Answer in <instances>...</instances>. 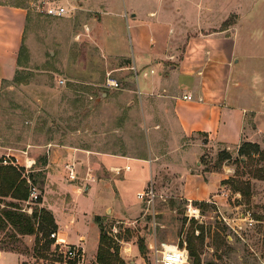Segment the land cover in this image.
Returning a JSON list of instances; mask_svg holds the SVG:
<instances>
[{
	"label": "rangeland",
	"instance_id": "1",
	"mask_svg": "<svg viewBox=\"0 0 264 264\" xmlns=\"http://www.w3.org/2000/svg\"><path fill=\"white\" fill-rule=\"evenodd\" d=\"M9 1L26 6L29 20L18 72L13 80L0 82V164L17 167L28 184L30 180L39 188L41 200L28 204L10 196L1 197L0 209L11 208L8 204L14 202L29 214L36 207L52 212L45 202L46 167L49 152L60 147L75 148L79 154L76 158L83 160L82 157H86L80 163L82 169L92 173L97 164L94 159L96 151L149 160L164 154L173 158L169 142L174 132L165 122L158 120L155 123L159 122L161 128L156 130L157 136L152 137L141 110L125 97L127 73L122 67L127 63L126 58L105 55L98 45L95 28L100 29L102 14L111 26V43L122 51L127 52L128 48L130 57L133 56L129 51L132 30L127 20L131 18V8L145 24L159 21L170 32L178 22L183 21L188 26L200 18L209 19L210 31L218 29L217 26L231 28L233 30L228 33L234 31L241 36L240 47L244 51L264 56V0H110L109 9H106L107 0ZM48 3L64 5L68 13L47 15L43 7ZM197 3L204 7L202 15L195 10ZM208 4L210 9H207ZM152 9L159 13L157 17H149L148 12ZM243 66V63L237 65L241 71ZM249 66L253 68L250 75L261 76L260 65ZM249 72L245 70V74ZM109 78L117 80L120 85L110 87ZM252 83L255 85L256 82ZM137 98L134 93L130 100L138 101ZM198 138L205 141L203 135H196L193 139ZM154 144H157L158 151H155ZM261 146L264 148V143ZM221 148L207 147L198 155L203 170L222 171L226 176L224 180L239 178L249 182L251 196L243 197L222 180L221 185L228 194L220 207L207 201L190 202L182 198L180 181L172 180V173L161 171L159 179L149 181L143 190L153 187L158 194L164 195L162 198L148 204L138 199L136 193L135 200L140 202L141 208L137 214L126 212L125 216H118V204L111 203L107 213L93 217L94 233L89 235L88 244L80 246L83 253L81 264H99L97 254L103 230L113 238V244L119 246V260L125 264H131L130 260L136 255L152 263L149 244L153 241L187 247V236L198 237L201 232L205 239L202 244L198 241L197 245L202 264H264V180L253 176L257 168H264V161L245 166L238 161L239 147ZM222 150L231 156L221 162ZM66 154L60 162L57 161L64 166V162H68ZM43 157L46 164L41 161ZM191 166L198 168L195 161ZM118 168L108 172L117 179H126L122 170L117 172ZM62 170L60 173L64 179ZM192 189L195 191L196 185ZM108 197L109 194H105L89 201L77 198L80 218L76 228H70L71 236L77 238V231L89 234L91 229L83 222L81 211L100 208L109 202ZM63 200L65 203L69 200L65 193ZM191 203L199 210L196 216L193 210L190 211ZM55 206L60 223L69 228L66 205L57 203ZM56 233L57 240L59 233L65 244L69 242L64 230ZM45 240L38 242L36 234H21L11 225H0V264H71L63 252L59 253L62 248L66 250V246L57 241L58 252L54 251V245L46 250ZM124 240L136 247L133 253L130 249H123ZM140 242L146 247L144 252L140 250ZM74 245L77 244L68 246ZM191 260L194 264L192 257Z\"/></svg>",
	"mask_w": 264,
	"mask_h": 264
},
{
	"label": "crops",
	"instance_id": "2",
	"mask_svg": "<svg viewBox=\"0 0 264 264\" xmlns=\"http://www.w3.org/2000/svg\"><path fill=\"white\" fill-rule=\"evenodd\" d=\"M109 1L106 9H109ZM207 9H210L209 4ZM132 10L134 8H131V18L127 22L132 30L129 51L133 56H129L128 48L127 52L122 51L111 43V26L103 14L99 21L100 29L95 28L98 45L105 55L126 58L127 63L122 67V71L127 73L125 97L141 110L145 122L149 123L151 136H157L156 130L161 128L159 122L155 123L158 120L165 122L174 132L169 142V152L174 155L173 158L165 154L158 155L156 159L149 160L96 151L94 159L97 164L94 173H90L94 176L91 180L81 166L86 157H82L83 160L76 158L79 154L75 148L60 147L49 152L45 202L52 210L58 231L64 230L68 234L67 244H88L89 235L94 233L93 217L107 213L111 203L118 204V216H125L126 212L137 214L141 208L140 202L135 200L136 193L143 190L149 181L159 179L161 171L172 173V180L180 181L182 198L191 202L207 201L219 206L227 200L228 190L221 185L226 176L222 171L203 170L198 155L203 154L207 147L240 148L244 142L264 143V56L244 51L240 47L241 36L234 31L228 33L233 30L231 28L221 29L217 26L218 29L210 31L209 19L200 18L188 26L181 21L170 28L173 30L170 32L159 21L145 24ZM195 10L202 15L204 7L197 3ZM148 15L157 17L159 13L152 9ZM28 20L26 6L0 0V82L13 80L18 72ZM241 63L244 64L243 71L237 67ZM249 64L255 67L260 65L261 76L257 78V75H250L253 68ZM245 70L250 71L249 74H245ZM145 72L147 75H144ZM252 82H256L255 85ZM134 93L138 101L130 100ZM196 135H203L205 141L193 139ZM154 145L155 151H158L157 144ZM180 149L181 152L175 154ZM66 153L68 162L71 159L79 160L76 179H70L65 166L59 163ZM194 161L198 168L191 166ZM126 166L130 169L125 170ZM117 167L122 168L126 179H117L108 172ZM61 170L64 171V179ZM132 185L134 187L129 194ZM193 185H196L195 191ZM64 193L71 200V205L69 200L64 202ZM105 194H109V202L100 208H87L88 212L86 209L81 211L83 222L91 229L89 234L77 231V238L71 236L70 228H76L80 218L77 198L89 201ZM57 203L66 205L69 228L60 223L55 212ZM88 220L91 223L89 225ZM58 241L65 244L59 233ZM123 243V249L134 252L136 247L130 241L124 240ZM130 262L142 264L144 258L136 255Z\"/></svg>",
	"mask_w": 264,
	"mask_h": 264
},
{
	"label": "trees",
	"instance_id": "3",
	"mask_svg": "<svg viewBox=\"0 0 264 264\" xmlns=\"http://www.w3.org/2000/svg\"><path fill=\"white\" fill-rule=\"evenodd\" d=\"M221 162L230 158L229 152L226 150L221 151ZM239 163L245 166H252L264 161V148L258 143L245 142L239 148ZM42 163L46 164L45 157L42 158ZM1 162V160H0ZM257 179L264 180V168H257L254 175ZM223 184H231L235 192L240 193L243 197L251 196V186L249 182L234 178L231 180H223ZM29 184L27 178L22 175L21 171L12 165L0 164V201L1 197L10 196L14 199L26 201L29 198ZM41 197L39 198V201ZM38 201V202H39ZM10 207H3L0 209V225H11L21 234H36L38 242H41L44 238L45 249L50 250L54 245V251L58 252V243H56V237H52L53 233L58 231V225L55 221L53 213L46 209L34 208L33 213L29 214L22 210V207L12 202L8 204ZM101 244L98 248L97 261L99 264H116L121 262L125 264L123 260H119V246L113 244L114 240L108 234L102 231ZM204 234L196 237L193 234L187 236V248L190 252L194 264H202L200 250L197 242L201 244L204 242ZM145 245L140 242V250L145 251ZM61 254V251L59 252ZM109 255L110 257H106ZM68 262L75 264L76 261L68 259Z\"/></svg>",
	"mask_w": 264,
	"mask_h": 264
},
{
	"label": "built area",
	"instance_id": "4",
	"mask_svg": "<svg viewBox=\"0 0 264 264\" xmlns=\"http://www.w3.org/2000/svg\"><path fill=\"white\" fill-rule=\"evenodd\" d=\"M43 11L47 15L51 16H63L68 13V9L64 5H51L48 3V5L43 7ZM134 69V67H133ZM144 75H147L145 72ZM63 82V81H62ZM108 85L112 88L118 87L120 83L115 79H108L107 80ZM4 161L7 163V158H4ZM78 159H74L72 162H67L65 164V168L67 171V175L70 179H76L78 178ZM130 169L129 166L125 167V170ZM122 170V168H118L117 172L119 173ZM91 171L88 172V179H94V176L90 174ZM29 198L26 200L28 204L37 203L39 201V198L41 197V193L39 191V188L36 187V185L29 180ZM137 197L141 201L151 204L153 203L157 198H162L163 196L158 194L153 187L147 188V190H141L137 192ZM191 202V201H190ZM192 203L189 205L190 211L193 210V215L196 216V213L199 211L197 208L192 207ZM29 212L31 213L32 210L30 209ZM53 237H57V233L52 234ZM56 238V243H57ZM82 243L74 245V246H68L69 244H62V246H66V250L63 248L61 249V253L63 252L64 257L68 259L75 260L76 263L81 264L83 253L80 252V246ZM174 246V248H169L168 244H157L156 241H153V243L149 244V250H150V256L152 259V263H149L147 259H144V262L142 264H192L190 252L186 246L180 247L178 245H171Z\"/></svg>",
	"mask_w": 264,
	"mask_h": 264
},
{
	"label": "bare ground",
	"instance_id": "5",
	"mask_svg": "<svg viewBox=\"0 0 264 264\" xmlns=\"http://www.w3.org/2000/svg\"><path fill=\"white\" fill-rule=\"evenodd\" d=\"M31 162V161H30ZM169 248H174V246L168 245Z\"/></svg>",
	"mask_w": 264,
	"mask_h": 264
}]
</instances>
